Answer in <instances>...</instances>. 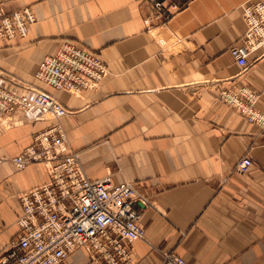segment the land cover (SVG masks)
Returning <instances> with one entry per match:
<instances>
[{"label":"crops","instance_id":"obj_1","mask_svg":"<svg viewBox=\"0 0 264 264\" xmlns=\"http://www.w3.org/2000/svg\"><path fill=\"white\" fill-rule=\"evenodd\" d=\"M0 1L35 17L26 37L0 40V73L27 85L7 91L28 105L38 91L56 95L67 109L59 121L65 153L77 155L84 176L130 182L146 200L133 205L146 233L126 244L134 264H161L168 252L187 264H264V129L219 99L244 89L264 114V54H250L246 67L229 54L242 44L240 9L249 0H160L174 10L165 24L151 16L152 0ZM66 42L106 66L95 91L55 92L34 77ZM7 120L0 249L20 231L17 194L49 180L40 163L17 170L11 162L51 125L47 116L17 108ZM244 157L247 172L236 167ZM65 264L93 263L80 247Z\"/></svg>","mask_w":264,"mask_h":264},{"label":"built area","instance_id":"obj_2","mask_svg":"<svg viewBox=\"0 0 264 264\" xmlns=\"http://www.w3.org/2000/svg\"><path fill=\"white\" fill-rule=\"evenodd\" d=\"M152 8L159 19L165 22L171 19L172 13L163 1L152 0ZM241 8L246 30L242 44L231 47L229 54L240 67H246L250 54L257 51L264 54V0H249ZM30 12L25 9L23 13L14 12L13 20L4 18L0 39L25 37L27 27L33 23ZM3 15L0 9V17ZM88 52L79 49V46L64 45L58 55L43 61L39 79L57 91L95 89L100 79L106 76V67ZM1 89L0 118L5 116L4 112L19 109L21 105L20 101L10 96L11 92ZM49 95L47 92L39 93L33 101L41 106L42 111L51 114L53 99ZM240 95L248 104L245 101L241 105L238 98L236 103H232L233 100L228 97L229 103L238 105L249 122L263 125L264 115L253 111L256 97L250 93ZM245 107H248L247 111ZM44 141L50 145L49 149ZM61 141L60 131L54 125L39 134L34 143L14 160L17 167L31 163L48 164L49 183L21 195L23 214L19 217L20 237L8 243L5 259L0 264H6L8 259L13 258L26 264H63L65 254L79 247L86 248L93 264H134L124 240H134L143 234L138 226L139 214L133 205L136 201L145 205V199L137 195L136 187L131 183H113L109 179L91 181L84 177L76 166V155H65L55 150L54 146L60 145ZM251 166V159L245 157L237 169L247 172ZM53 250L59 259L57 261L48 257ZM161 264L187 263L171 252Z\"/></svg>","mask_w":264,"mask_h":264},{"label":"bare ground","instance_id":"obj_3","mask_svg":"<svg viewBox=\"0 0 264 264\" xmlns=\"http://www.w3.org/2000/svg\"><path fill=\"white\" fill-rule=\"evenodd\" d=\"M245 4V3H244ZM166 5V4H165ZM167 6V8L169 9V11L172 13V15H173V12H174V10H173V7L171 6V5H166ZM242 9V8H241ZM14 12H16V11H14ZM30 12V11H29ZM31 13V12H30ZM33 15V14H32ZM151 16H153V18H155V19H158V20H160V22H162L163 24H165V23H167V22H165L162 18L161 19H159L160 17H158L157 16V14L154 12V10H153V8H152V15ZM172 18V17H171ZM35 22V17H34V15H33V23ZM146 22L148 23V22H152V19L150 20V19H147L146 20ZM27 32H28V27H27V30H26V32H25V37L27 36ZM15 38H20V37H13V38H10V39H15ZM24 38V37H23ZM10 39H0V40H10ZM64 45H66V44H64ZM63 45V46H64ZM62 46V47H63ZM62 47L57 51V53L55 54V55H53V56H56V55H58L59 53H60V51H61V49H62ZM79 49H83V48H80L79 47ZM83 50H85L86 52H88V50H86V49H83ZM90 52V51H89ZM88 52V53H89ZM95 55V54H94ZM53 56H46V57H44L38 64H37V67H36V71H35V73H34V77L36 78V79H38V80H40L39 79V75H38V73H39V69H40V67H41V65H42V63H43V61L45 60V59H48V58H51V57H53ZM96 56V59L101 63V64H103L102 62H101V60L99 59V57H97V55H95ZM92 61V60H91ZM90 61V62H91ZM104 65V64H103ZM106 67V66H105ZM107 73H108V70H107V68H106V75H107ZM105 77V76H104ZM103 79V77L100 79V81ZM41 81V80H40ZM43 82V81H42ZM99 85V84H98ZM98 85H97V87H98ZM48 86V85H47ZM48 87H50V86H48ZM96 87V88H97ZM51 88V87H50ZM96 88L93 90V91H95L96 90ZM51 89H53V88H51ZM84 89H88V88H83L82 90L80 89V91L79 92H73L72 90H67V91H57V90H54L55 92H64V93H68V94H71V95H73V94H75V95H79V94H81L82 93V91L84 90ZM91 90V89H90ZM2 90L0 89V92H1ZM42 92H47V91H38L37 93H36V96L39 94V93H42ZM47 93H49V94H51L50 92H47ZM240 93H249V92H247V91H245L244 89L243 90H241L240 91ZM52 95V96H51ZM51 95H49L52 99H53V101H52V107H51V114H50V112L49 111H42V108H41V106L39 105V104H36L33 100L31 101V104L30 105H28V103H26L24 100H22V99H20V98H17V97H15L14 95H12V94H10V96L11 97H13L15 100H18V101H20L21 102V105L19 106V109H25V108H28V107H34V108H36V109H38L43 115H46L47 116V118H48V120L50 121V126L48 127V128H46V129H44V130H42V131H40L39 133H37L36 135H35V137H34V140H35V138L39 135V134H41V133H43V131H45V130H47V129H49L50 127H53L54 125L56 126V127H58V129H59V131H60V136H61V138H62V141H61V143H60V145H58V146H54V148H55V150H57L58 152H61L62 154H65V155H76L75 153H71V154H68V153H65V147H64V139H65V136H64V131H63V129H62V126H61V124H60V119L62 118V117H64L65 115H67V109L64 107V105L57 99V97H56V95H54V94H51ZM235 95H231L230 97H229V100H233V102L232 103H236L237 101H236V98L237 97H234ZM47 103H51V101H49V100H47ZM247 106V105H246ZM0 108H2V107H0ZM15 109H17V108H14L12 111H14ZM43 109H48V108H43ZM245 110L247 111L248 110V107H245ZM11 110L10 111H7V112H4L3 114L5 115V116H3V117H1L0 118V125L3 127V128H8L9 127V124L7 123L8 122V118H9V113H11L12 112ZM253 111H256V112H258L257 110H253ZM1 113V112H0ZM60 113H62V114H60ZM34 143V142H33ZM44 145L49 149V147H50V145L49 144H47L45 141H44ZM22 153V152H21ZM20 153V154H21ZM19 154V155H20ZM19 155H17L16 157H14L12 160H11V162L13 163V165L15 166V168L17 169V170H22V169H24L25 167H27L28 165H31V164H38V163H31V164H24V165H22V167H17L16 166V164H15V162H14V160L19 156ZM76 160H75V162H76V166H77V168H78V170L80 171V173L84 176V174H83V172H82V168H81V166H80V164H79V160H78V157H77V155H76ZM40 164H42L43 166H44V168H45V170H46V172H47V174L49 175V172H48V169H49V165L47 166L46 164H43V163H40ZM84 177H86V176H84ZM87 178V177H86ZM88 179V178H87ZM90 180V179H89ZM104 180H107V179H104ZM91 181H93V180H91ZM49 183V180L48 181H46L45 183H43V184H41V185H39V186H37V187H40V186H43V185H46V184H48ZM126 183H130V182H126ZM132 184V183H131ZM37 187H34V188H37ZM31 190V189H30ZM27 191H29V190H26V191H22V192H20V193H18L17 194V198H18V200L20 201V197H21V195L23 194V193H25V192H27ZM138 195V194H137ZM139 196V195H138ZM146 201V200H145ZM21 204V203H20ZM22 206V205H21ZM22 211H23V208H22ZM22 214H23V212H22ZM21 214V215H22ZM20 215V216H21ZM20 216H18L17 218H16V220H15V223H16V225L18 226V228H19V230H21V225H20V222H19V217ZM139 219H140V215H139V218H138V226L140 227V229L143 231V234L141 235V237H139V238H137V239H145V237H146V233H145V230H144V228L141 226V224H140V222H139ZM22 224V223H21ZM19 233H20V231H19ZM17 234V236L15 237V238H17L18 237V239H19V237H20V234ZM15 238H13V239H15ZM134 240H136V239H134ZM11 241V240H10ZM10 241H8L7 243H5L4 244V246L0 249V263H1V261L2 260H4L5 259V255H6V253H5V250L8 248V243L10 242ZM131 241H133V240H124V246L126 247V249L128 250V248H127V246H126V244L127 243H129V242H131ZM80 248V247H79ZM83 248V247H82ZM75 249H77V248H74L72 251H71V253L75 250ZM84 249H86V248H84ZM168 253H171V252H168ZM168 253H166V254H163V259H165V257H166V255L168 254ZM70 253L69 252H67L65 255V258H63V260H64V262H63V264H65V259L68 257V255H69ZM178 256V255H177ZM4 257V258H3ZM48 257L49 258H51V259H56L55 261H57V260H59L58 259V257L56 256V254H55V250H53V251H51L49 254H48ZM180 257V256H179ZM3 258V259H2ZM89 258H90V256H89ZM182 258V257H181ZM162 259V260H163ZM183 259V258H182ZM90 260H91V258H90ZM184 260V259H183ZM9 261H11L12 262V264H26V262L25 261H21V262H19V260L17 259V258H13V259H8V261H7V263L9 262ZM185 261V260H184ZM186 262V261H185ZM6 263V264H7ZM53 264H55V262L53 263ZM58 264H61V262H59Z\"/></svg>","mask_w":264,"mask_h":264},{"label":"rangeland","instance_id":"obj_4","mask_svg":"<svg viewBox=\"0 0 264 264\" xmlns=\"http://www.w3.org/2000/svg\"><path fill=\"white\" fill-rule=\"evenodd\" d=\"M158 1H160V0H158ZM0 9L3 11V13H4V15L2 16V17H0V27H3L4 28V18H9V19H11V20H13V17H12V15H13V13H14V11H6L5 10V8H4V5H3V3L0 1ZM29 10V11H31V13L34 15V13L32 12V10L29 8V7H23V8H20V9H18V10H15L16 12L17 11H22V13L24 12V10ZM241 10V9H240ZM34 23H32L31 25H33ZM245 30H246V27H245ZM244 33H245V31H244ZM244 33H243V35H244ZM243 35H242V37H243ZM242 39V38H241ZM0 42H3V41H0ZM4 43V42H3ZM66 44H72V45H75V46H78V45H76V44H74V43H71V42H66ZM92 53V52H91ZM16 84V85H18V84H20V85H22L23 87H25V88H27V85H25L24 83H19V82H10V81H8V79L6 78V76L5 75H3L2 73H0V85L2 86V88H4V89H6L5 88V86H7V85H10V84ZM52 88V87H51ZM92 90H94V89H92ZM241 94V93H240ZM238 95L237 94V98H238V100H239V102L241 103V105L242 104H244L245 103V99H244V97L243 96H241V95ZM232 94H229V93H227L226 91H221L220 93H219V99L224 103V104H227V105H230L231 107H233L234 109H236L239 113H240V115L242 116V117H244V118H246V115L245 114H243L242 112H241V110L238 108V105H233L232 103H229V100H228V97H230ZM257 100V99H256ZM256 100H254V102H253V104H252V106H253V109H255V107H254V104H255V102H256ZM247 102V104H248V101H246ZM262 114V113H261ZM264 115V114H263ZM247 120V119H246ZM248 121V120H247ZM249 122V121H248ZM249 123H254V124H257V125H260L263 129H264V124L262 125V124H259V123H257V122H254V121H250ZM9 124V123H8ZM24 151V150H23ZM22 151V152H23ZM245 158V157H244ZM247 158H249V157H247ZM238 164H239V162H238ZM238 164L236 165V167L238 166ZM146 205V204H145Z\"/></svg>","mask_w":264,"mask_h":264}]
</instances>
